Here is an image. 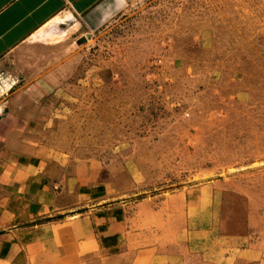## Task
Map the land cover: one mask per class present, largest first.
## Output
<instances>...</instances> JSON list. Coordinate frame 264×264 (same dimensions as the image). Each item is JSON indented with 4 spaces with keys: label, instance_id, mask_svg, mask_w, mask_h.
Returning <instances> with one entry per match:
<instances>
[{
    "label": "rangeland",
    "instance_id": "obj_1",
    "mask_svg": "<svg viewBox=\"0 0 264 264\" xmlns=\"http://www.w3.org/2000/svg\"><path fill=\"white\" fill-rule=\"evenodd\" d=\"M62 26L0 64L50 75L53 152L98 157L133 202L214 188L190 264H264V0H126L98 31Z\"/></svg>",
    "mask_w": 264,
    "mask_h": 264
},
{
    "label": "crops",
    "instance_id": "obj_2",
    "mask_svg": "<svg viewBox=\"0 0 264 264\" xmlns=\"http://www.w3.org/2000/svg\"><path fill=\"white\" fill-rule=\"evenodd\" d=\"M125 4L0 0V64L67 20L98 31ZM50 83L29 69L0 81V264H190L193 235L215 229L222 194L201 186L138 202L116 197L120 183L98 157L61 155L45 141ZM238 237L244 251L247 239Z\"/></svg>",
    "mask_w": 264,
    "mask_h": 264
}]
</instances>
